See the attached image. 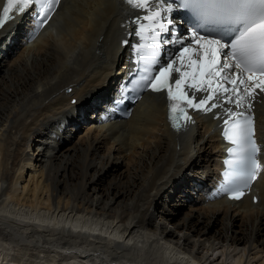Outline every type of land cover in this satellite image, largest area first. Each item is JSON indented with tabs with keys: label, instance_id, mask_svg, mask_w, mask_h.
Wrapping results in <instances>:
<instances>
[{
	"label": "bare ground",
	"instance_id": "6f19581e",
	"mask_svg": "<svg viewBox=\"0 0 264 264\" xmlns=\"http://www.w3.org/2000/svg\"><path fill=\"white\" fill-rule=\"evenodd\" d=\"M32 11L0 29V255L26 252L12 264L67 251L81 264H228L215 250L241 246L248 264L264 251V174L256 204L206 200L222 181L226 145L220 126H208L217 116L176 132L164 96L144 93L128 117L101 118L127 73L122 0H62L27 42ZM256 115L264 140V102ZM24 168L42 181L29 193L18 186Z\"/></svg>",
	"mask_w": 264,
	"mask_h": 264
},
{
	"label": "snow or ice",
	"instance_id": "6c2138e0",
	"mask_svg": "<svg viewBox=\"0 0 264 264\" xmlns=\"http://www.w3.org/2000/svg\"><path fill=\"white\" fill-rule=\"evenodd\" d=\"M61 3L62 0H3L0 29L32 6H38L36 27L43 28ZM123 3L137 13H144L137 15L136 20L148 23L139 24L136 35L151 41L134 46L143 73L134 84L158 95L166 92L169 101L177 102L170 104L169 120L173 128L184 131L194 123L187 109L217 116L213 110L223 107L222 98L225 104L243 109L240 112L226 109L231 115L224 120L229 125L224 135L236 147L229 149L235 159L226 163L233 171L222 186L230 199L241 200L247 194L244 189H250L252 182L264 174V140L257 135L255 117L256 104L264 102V0H123ZM179 9L187 10L200 21L188 29V37L178 35L174 22L168 19L169 14ZM165 33L172 39L163 38ZM166 44L177 46V50L162 62ZM146 48L150 50L147 55ZM189 88L195 92L190 93ZM182 105H187V109ZM231 117L238 119L232 121ZM180 119L185 123H179Z\"/></svg>",
	"mask_w": 264,
	"mask_h": 264
},
{
	"label": "rangeland",
	"instance_id": "374dc122",
	"mask_svg": "<svg viewBox=\"0 0 264 264\" xmlns=\"http://www.w3.org/2000/svg\"><path fill=\"white\" fill-rule=\"evenodd\" d=\"M20 47H23V46H20ZM20 47H18V48H20ZM81 125H83V123ZM83 132H84V129L81 128V127L79 129H77V131H74V139H73V141L75 140L76 136H78L80 133L82 134ZM33 146L34 145L32 144V146L29 147V149H28L29 153H31V151L33 150V148H32ZM32 174H34V177H30V175H32ZM18 181H19L18 186L21 187V189H22L23 186H25V190L28 189V193H29V190L33 189L37 184H38L39 187L42 185V181L38 177V170L30 171V169H27V168H26V171H25V168H24V173L21 174V177L19 178ZM190 203H191V200L186 203V208H188ZM9 205H13L14 206L15 204L10 203ZM13 206H11V207H13ZM21 213H22V215H20V216L28 217V215H25L24 212H21ZM38 214L39 213H36V214L32 213V215H31V213H30L29 217H32V219H34V217H35V219L37 218L36 220H38L39 219L37 217V216H39ZM232 249H233L232 247L229 248L228 250L225 247H219V248H217L215 250V252L213 253L212 257L217 258L216 260L219 261V262L226 261L228 264H244L245 259H246V251H244L241 246H238L237 250L236 249L232 250ZM6 251L9 252V255L6 258L3 257V255H0V264H12L11 263L12 262V260H11L12 259V257H11L12 255H26V252H24L22 254V252H23L22 250H17V249H11L10 250L9 249V250H6ZM228 252H230V253L227 254ZM40 254L46 255L47 253L40 252ZM61 254L62 255H66V258L60 257V256H57V257L56 256L55 257L43 256L42 259L44 261V264H52L53 262H54L53 264H57V263L58 264H62V263L63 264H68V263L69 264L70 263L71 264H81L76 259L74 260V258L72 257V255H73L72 252H68L67 251L66 254H63V253H61ZM247 258H249V263L248 264H264V251L262 249L256 248V249H254V250H252L250 252V255ZM61 261H63V262H61ZM59 262H61V263H59Z\"/></svg>",
	"mask_w": 264,
	"mask_h": 264
}]
</instances>
